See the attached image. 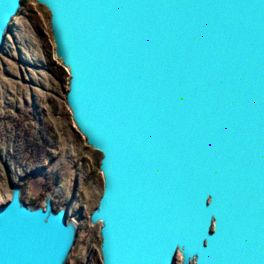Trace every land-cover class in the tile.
I'll return each instance as SVG.
<instances>
[{"label": "water", "instance_id": "obj_1", "mask_svg": "<svg viewBox=\"0 0 264 264\" xmlns=\"http://www.w3.org/2000/svg\"><path fill=\"white\" fill-rule=\"evenodd\" d=\"M35 1L102 154V264H264V0ZM77 234L52 193L0 204V264H66Z\"/></svg>", "mask_w": 264, "mask_h": 264}, {"label": "rangeland", "instance_id": "obj_2", "mask_svg": "<svg viewBox=\"0 0 264 264\" xmlns=\"http://www.w3.org/2000/svg\"><path fill=\"white\" fill-rule=\"evenodd\" d=\"M69 78L55 56L49 10L23 0L0 51V204L14 184L34 206L53 193L57 208L66 206L78 224L66 264H102L100 224L89 220L103 190L102 154L72 119L65 99Z\"/></svg>", "mask_w": 264, "mask_h": 264}, {"label": "flooded vegetation", "instance_id": "obj_3", "mask_svg": "<svg viewBox=\"0 0 264 264\" xmlns=\"http://www.w3.org/2000/svg\"><path fill=\"white\" fill-rule=\"evenodd\" d=\"M42 169H43V168H38V171H37V172H39V173L42 172ZM39 170H40V171H39ZM35 172H36V169H35ZM21 187H22V186H21ZM22 191H23V190H22ZM53 197H54V194L52 193V200H53L54 207H55L56 209H58L57 206H56L55 203H54V199H53ZM63 206H64V205H63ZM59 208H60V207H59Z\"/></svg>", "mask_w": 264, "mask_h": 264}]
</instances>
